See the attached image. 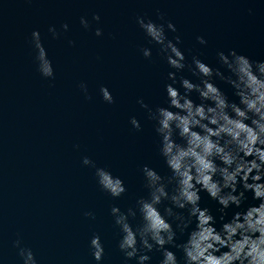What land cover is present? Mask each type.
Segmentation results:
<instances>
[{"label":"water","instance_id":"1","mask_svg":"<svg viewBox=\"0 0 264 264\" xmlns=\"http://www.w3.org/2000/svg\"><path fill=\"white\" fill-rule=\"evenodd\" d=\"M158 13L175 26V33L166 34L180 37L178 47L189 62L197 55L218 67L216 53L229 50L264 60V0H0L3 264H21L12 247L17 238L32 250L37 264H96L88 249L93 233L104 247L101 264H123L109 206L124 210L146 194L140 165L167 174L156 153L152 122L137 104L142 99L149 107L163 106V77L170 69L136 24L138 16L162 22ZM94 14L99 22L92 21ZM81 17L89 22L88 30L81 27ZM61 24L68 30L53 40L48 28L60 32ZM96 28L100 37L94 35ZM34 30L52 61V79L36 70L30 44ZM197 36L206 45H199ZM140 47L152 48L151 60L142 57ZM80 83L87 86L89 99ZM217 84L235 99L230 88ZM101 85L111 92L113 104L102 101ZM130 117L139 121L140 131L131 128ZM84 156L124 180L126 193L112 200L101 192L93 170L81 165ZM200 195L201 207L215 212V202ZM85 211L96 219L85 218ZM150 255V264H158L160 254Z\"/></svg>","mask_w":264,"mask_h":264},{"label":"clouds","instance_id":"2","mask_svg":"<svg viewBox=\"0 0 264 264\" xmlns=\"http://www.w3.org/2000/svg\"><path fill=\"white\" fill-rule=\"evenodd\" d=\"M99 20L98 15L92 16V21ZM157 20L162 22L138 16L136 24L170 69L163 77V106L149 107L142 99L137 104L152 122L156 153L167 174L140 165L146 194L124 210L109 206L108 215L118 230L116 249L123 264H150L153 252L160 254L158 264H264V60H250L229 50L216 53L218 67L197 55H191L189 62L178 47L180 37L169 39L166 34L176 32L173 23L159 13ZM79 23L89 29L84 17ZM67 30L68 25L61 24L60 32L49 27L48 33L55 40ZM94 35L100 37L101 29L96 28ZM196 41L201 46L207 43L201 36ZM30 44L37 72L44 79L54 78L39 31L31 32ZM139 52L151 60V47H140ZM217 81L231 89L234 100ZM78 87L89 99L87 86ZM98 91L104 103H114L107 87L101 85ZM128 123L140 131L135 117ZM81 165L93 170L97 187L112 200L126 193L124 180L106 167L87 156L81 158ZM200 193L215 202V212L201 207ZM83 216L96 219L91 211ZM12 247L21 264H37L32 250L23 247L19 238ZM88 249L92 260L101 264L104 247L96 233Z\"/></svg>","mask_w":264,"mask_h":264}]
</instances>
